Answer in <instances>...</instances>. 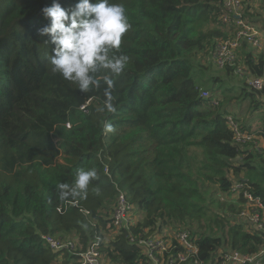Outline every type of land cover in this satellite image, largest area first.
Masks as SVG:
<instances>
[{
  "label": "trees",
  "instance_id": "16d2710c",
  "mask_svg": "<svg viewBox=\"0 0 264 264\" xmlns=\"http://www.w3.org/2000/svg\"><path fill=\"white\" fill-rule=\"evenodd\" d=\"M225 1L109 0L126 8L131 27L112 54L128 62L118 76L102 70L100 88L82 93L52 72L54 45L37 32L49 24L42 9L53 0H0V264H79L44 235L73 239L79 251L97 241L112 264H150L129 238L168 226L191 231L202 264H214L223 248L264 250V234L237 220L241 207L222 199L237 180L264 202V153L236 143L227 119L241 122L231 103L264 109V89L246 78L233 97L226 87L217 104L201 96L218 82L204 78L197 60L228 37ZM58 2L69 9L78 0ZM244 61L252 76L264 75V51L247 52ZM104 76L114 81L115 112L105 109ZM105 121L114 132L104 131ZM240 126L262 136L264 115L257 129ZM90 168L97 178L87 197L60 199L57 185ZM119 191L141 219L116 230Z\"/></svg>",
  "mask_w": 264,
  "mask_h": 264
},
{
  "label": "built area",
  "instance_id": "2783aa9c",
  "mask_svg": "<svg viewBox=\"0 0 264 264\" xmlns=\"http://www.w3.org/2000/svg\"><path fill=\"white\" fill-rule=\"evenodd\" d=\"M225 13L221 20L226 24H233L237 30L233 37L219 41L212 50V57L215 63L221 68L233 67L234 72L247 78V82L257 89H264V75L254 77L247 68H241L238 64V51L243 44L247 43L255 48H261L259 32L255 25L248 23L243 18V0H226L224 3ZM201 96L212 98L217 104L219 99L215 98L209 90H201ZM228 125L234 131V139L240 145L253 144L256 149L264 153V135L251 133L241 129L240 123L228 115ZM221 196V195H220ZM231 202L238 204L241 209L237 220L245 221L258 232L264 234V202L253 192L247 181H234L230 191L222 196ZM135 205L130 202L125 192L119 191L118 197L112 211L113 226L116 230L129 228L139 220L135 215ZM165 227L161 232L151 235H131V243L138 245L144 255L149 259L150 264H185L195 258V263L202 264L199 258L200 247L196 243L192 233L187 228ZM171 231V232H170ZM43 238L50 244L54 251L69 250L77 255L79 264H112L107 260L100 250L99 243H92L86 250L79 251L73 239H59L50 235ZM264 250L256 255L242 254L237 250L220 249L216 252L214 264H264Z\"/></svg>",
  "mask_w": 264,
  "mask_h": 264
},
{
  "label": "clouds",
  "instance_id": "9594fccd",
  "mask_svg": "<svg viewBox=\"0 0 264 264\" xmlns=\"http://www.w3.org/2000/svg\"><path fill=\"white\" fill-rule=\"evenodd\" d=\"M49 24L37 30L38 35L50 37L54 45L49 62L52 72L60 74L65 80L78 85L79 91L88 93L99 89L104 70L113 76L121 74L127 65L126 55H113L119 50L122 37L131 27L123 3H110L109 0H78L75 5L65 9L53 0L51 6L42 9ZM105 109L115 112L112 95L114 81L103 77ZM105 132H114L111 122L105 121ZM97 178L95 168L77 171L74 182L59 183V198H86L90 182ZM99 194V186L94 188Z\"/></svg>",
  "mask_w": 264,
  "mask_h": 264
},
{
  "label": "rangeland",
  "instance_id": "374dc122",
  "mask_svg": "<svg viewBox=\"0 0 264 264\" xmlns=\"http://www.w3.org/2000/svg\"><path fill=\"white\" fill-rule=\"evenodd\" d=\"M244 1V0H243ZM244 13H247L248 18L247 20L255 25V28L259 32L260 38L262 39L260 45L261 48H255L247 43L243 44L241 49L238 51V59H239V66L241 68H247L246 64L244 63V56L247 52H253L255 54H258L262 51H264V0H245L244 1ZM242 11V13H243ZM228 37H233L236 30L232 27L233 24H228ZM232 27V30H231ZM227 37V38H228ZM212 53H203L198 58V61H201V65L204 67V78L206 79H212L217 78L218 82H216V85L214 86V89L212 88L213 84L209 83L203 88L204 90H209L212 94H214L215 98H218L219 100L223 99L224 96V89L226 87H232L234 93H230L227 95H230V97L235 96V92L238 91V88L242 86L245 83L246 77L243 75H240L238 73H235L232 71V73H227V69L219 67L212 57ZM213 82V81H212ZM214 83V82H213ZM211 88V89H210ZM251 90V89H248ZM249 100L245 101L244 103H231L230 106L233 107V111H235L239 118L241 119L242 125H247L251 127L250 129H257L261 117L264 115V109H260L258 111L252 109L250 107ZM261 145L264 146V141L262 140ZM138 217L137 220L141 219V214L138 212V210H135V215ZM234 218V217H233ZM235 219V218H234ZM237 219V217H236ZM170 227L171 231H173V226ZM170 231V232H171Z\"/></svg>",
  "mask_w": 264,
  "mask_h": 264
}]
</instances>
